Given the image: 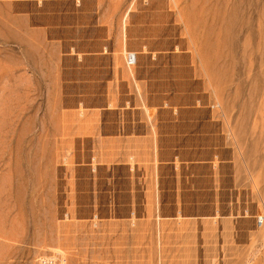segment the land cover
I'll list each match as a JSON object with an SVG mask.
<instances>
[{
	"label": "crops",
	"instance_id": "obj_1",
	"mask_svg": "<svg viewBox=\"0 0 264 264\" xmlns=\"http://www.w3.org/2000/svg\"><path fill=\"white\" fill-rule=\"evenodd\" d=\"M170 20L159 0H0L5 44L43 46L65 82L69 264L214 262L261 227Z\"/></svg>",
	"mask_w": 264,
	"mask_h": 264
},
{
	"label": "rangeland",
	"instance_id": "obj_2",
	"mask_svg": "<svg viewBox=\"0 0 264 264\" xmlns=\"http://www.w3.org/2000/svg\"><path fill=\"white\" fill-rule=\"evenodd\" d=\"M159 1L213 91L238 190L252 196L261 225L203 264H264V0ZM5 33L0 27V264L55 254L69 264L66 214L80 209L66 205L65 82L43 46L7 45ZM123 54L130 66L132 53ZM144 110L150 121L155 109Z\"/></svg>",
	"mask_w": 264,
	"mask_h": 264
},
{
	"label": "built area",
	"instance_id": "obj_3",
	"mask_svg": "<svg viewBox=\"0 0 264 264\" xmlns=\"http://www.w3.org/2000/svg\"><path fill=\"white\" fill-rule=\"evenodd\" d=\"M60 256L58 254L47 256V257H42L39 261L38 264H61L58 260Z\"/></svg>",
	"mask_w": 264,
	"mask_h": 264
}]
</instances>
